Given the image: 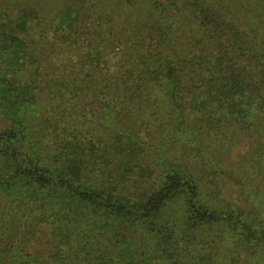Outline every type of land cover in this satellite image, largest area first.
<instances>
[{
  "label": "trees",
  "instance_id": "obj_1",
  "mask_svg": "<svg viewBox=\"0 0 264 264\" xmlns=\"http://www.w3.org/2000/svg\"><path fill=\"white\" fill-rule=\"evenodd\" d=\"M0 264H264V0H0Z\"/></svg>",
  "mask_w": 264,
  "mask_h": 264
}]
</instances>
